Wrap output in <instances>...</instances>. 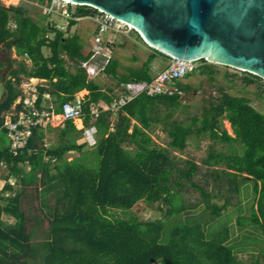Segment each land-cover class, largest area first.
Here are the masks:
<instances>
[{
  "label": "trees",
  "instance_id": "trees-1",
  "mask_svg": "<svg viewBox=\"0 0 264 264\" xmlns=\"http://www.w3.org/2000/svg\"><path fill=\"white\" fill-rule=\"evenodd\" d=\"M96 9L76 4L72 13L85 16ZM75 23L76 19L70 18L68 28ZM0 47H14L17 55L33 64L28 68L22 58L13 68L15 59L7 56L6 77L0 71L6 87L0 100V167L4 165L6 173L0 176L5 180L0 190V264H38L36 254L42 255L41 264H264L263 253L252 263L238 259L227 226L208 231L198 217H187L194 209L177 200L185 183L199 191L201 211L210 217L220 214L228 201L210 203V194L192 181L198 164L170 150H182L192 134L207 136L213 143L239 144L242 151H224L212 145L202 162L210 167L209 175L218 184L232 185L230 191H238L240 182L252 181L256 203H251L249 216L238 215L237 225L247 221L259 225L264 233V111L254 107L250 98L222 91L203 108L200 119L194 115L183 122L175 118L182 106L178 94H139L114 115L106 109L114 99L115 87L103 88L81 63L103 67V73L120 86L130 80L150 81L152 61L156 56L166 60V54L152 50L140 66L125 67L121 72L113 55L108 59L85 44L80 35L59 29L52 21L34 19L19 4L0 3ZM198 61V73L211 77L213 65ZM23 77L47 81L38 86V104L46 101L43 96L48 93L58 115L65 101L87 89L82 102L84 124L96 128L95 147L85 149L88 143L77 141L84 130L77 129L72 120H64L57 145L47 146L44 128L35 127L23 153H10L3 113L20 96ZM259 79L247 72L244 83ZM177 84L182 91L190 89L186 83ZM93 105L101 110L97 118L91 113ZM223 120L229 122L233 135L223 127ZM156 125L169 137L168 147L157 145L151 137L150 130ZM70 150L80 155L67 159ZM10 178L17 186L10 184ZM4 191L9 193L4 195ZM25 200L31 203L29 214L22 209ZM140 200L159 203L161 211L166 205L164 218L142 220L111 212H127ZM175 214L180 222L172 218ZM37 231L46 235L41 251L31 241Z\"/></svg>",
  "mask_w": 264,
  "mask_h": 264
},
{
  "label": "rangeland",
  "instance_id": "rangeland-1",
  "mask_svg": "<svg viewBox=\"0 0 264 264\" xmlns=\"http://www.w3.org/2000/svg\"><path fill=\"white\" fill-rule=\"evenodd\" d=\"M50 1L51 4H53L54 11H51L49 13L46 7L51 6L50 2L48 4L45 2L43 3L40 0H0V3L3 5H22L27 14L31 15L34 19L39 20L42 23L52 21L54 23L65 25L67 22H69L70 18L68 19L67 16L62 15L59 12H62V10L66 8L72 13L76 7V4L70 3L66 6L65 1ZM44 15L47 17H44ZM10 26H14V23L12 21L10 22ZM63 30H68L69 33H76L80 35L82 41L92 47L102 46L107 42V40H112L114 46L111 53L114 58L119 61V71L121 72L124 71L125 67L140 66L141 63L146 59V56L151 49V47H149L147 44V48L145 47V45H143V40L141 39V37H138L137 31L129 28L123 29L122 31H116L110 28L103 33V41L96 42L95 34L97 30V23L89 15L78 18L75 24H73L69 28H63ZM135 40H139L140 42H142V44L135 42ZM44 51L48 54L49 49L47 46L44 47ZM7 56H9V58L15 59V61L12 62L13 68L18 67L17 61L22 58L24 59V62L28 68L33 65L32 61L24 58V55H17L14 47H12L10 50L5 47H0V62L3 63L0 64V71H2V75L4 74V77H6L8 73V65L5 64V59L7 58ZM134 58L136 60H134ZM210 64L213 65L212 67L214 71L211 76L212 78L206 75L199 74L196 67L200 66L201 62L195 61V69L187 73L184 78L179 79V83L188 84L190 89L186 92L183 91V94L181 95L182 106L175 113V118L183 122H188L190 117L195 115L200 119L203 108L207 107L209 101L215 99L222 91H225L231 95L246 96L250 98L254 107H256L260 111H264L263 79L260 78L255 83L246 85L244 83V77L246 76L247 72L215 63ZM70 69L73 68L70 66ZM188 74L189 76H187ZM93 79L105 88L113 86L115 88L117 87L115 85L116 82L114 78L108 74L100 73ZM76 95L82 96L83 94L77 93ZM60 121L63 122V120L61 119L53 121L52 123H55L56 125ZM73 123L77 127V129L82 127V122L80 119H75ZM222 123L227 132L233 135L229 122L227 120H223ZM49 126H51V124ZM84 133L85 132L83 131V133L78 134L77 141L81 143L87 142L88 145L85 147V149H91L95 147L96 138L98 137L96 133L91 138H87ZM150 135L157 145L168 147L167 143L169 141V137L162 130V127L160 125L154 126L153 129L150 130ZM46 139L47 140H45V142L47 143V146L57 145L59 143L58 132L49 131L48 137ZM212 145L224 151H232L234 148H236L238 151L240 150V145L237 143H213V141L210 140L207 136L196 134H192L189 136L187 145L182 150L172 148H170V150L172 154H175L182 159L193 160L198 164L199 170L192 178V181L210 194V203L222 205L227 200V205L220 214H215L210 217L206 212L201 211L203 198L200 195L199 191L193 188L188 183H185L180 189V194L177 200L183 205H190L194 210L192 213H189L187 217H198L202 221V223H205V227L208 231L221 229L222 227L227 226L229 228V239L234 240V242L236 243L233 250L236 251L238 259L245 261L246 263H252V261L255 258L259 257L261 253L264 254V233L259 225L248 224L247 221H245V223H247L245 225H237V217L238 215H250L249 208L254 200L252 192L253 183L252 181H244V183L240 182L238 191H230L229 187L232 188V185H229L227 182L218 184L219 181H215L213 177L209 175L210 167L204 165L202 162L207 154V151ZM78 155L80 154H78L77 151L70 150L66 154V157L67 159H72ZM88 162H90V159ZM4 170L5 166L1 165L0 176L6 174ZM9 182L10 184H15V186H17L15 179L10 178ZM4 183L5 180L0 177V190L3 187ZM8 193V191H4V195H7ZM255 203L256 202L254 200V205ZM158 205L160 204H147L146 202L140 200L135 203V205L127 212L122 213L120 210H112L111 212L115 216L122 215L129 217L132 215L142 220L159 217L164 218L162 211L165 210L167 206L163 205L161 211ZM30 207V202L26 200L22 201V209L28 212V209ZM29 213L30 211L28 212V214ZM2 216L7 218L8 221L13 220L11 216H8L6 214H3ZM172 218H177L178 222L181 221L179 215L175 214ZM45 237L46 235L43 232L37 231L32 233L31 241L34 244V248H37V250L41 251L42 241ZM35 260L36 263L41 264L43 260L42 255L36 254Z\"/></svg>",
  "mask_w": 264,
  "mask_h": 264
},
{
  "label": "water",
  "instance_id": "water-1",
  "mask_svg": "<svg viewBox=\"0 0 264 264\" xmlns=\"http://www.w3.org/2000/svg\"><path fill=\"white\" fill-rule=\"evenodd\" d=\"M71 1L130 22L153 50L233 67L264 80V0ZM5 92L0 78V100Z\"/></svg>",
  "mask_w": 264,
  "mask_h": 264
},
{
  "label": "built area",
  "instance_id": "built-area-1",
  "mask_svg": "<svg viewBox=\"0 0 264 264\" xmlns=\"http://www.w3.org/2000/svg\"><path fill=\"white\" fill-rule=\"evenodd\" d=\"M62 1V0H61ZM72 3L71 1H66V6ZM51 4V1H50ZM74 4V3H72ZM48 13L54 11L53 4L46 7ZM58 12V11H55ZM60 14L67 16V18L78 19L83 16L73 15L69 10L64 8ZM97 23V30L95 34V41H103V33L108 29H113L116 31H122L123 29H134L132 26L127 24L123 19L115 17L113 14L97 8V12L89 15ZM69 22L64 24L55 23V26L59 29L67 28ZM113 45L112 40H107V42L102 46L92 47L96 52H102L108 56H112L109 50ZM167 59L165 66L153 71L152 79L150 81H136L130 80L126 83H121L120 86L115 88V95L113 101L110 103L106 110L112 113L118 112L121 107L127 104L131 99L139 94H146L148 96L154 95H179L183 94V91L179 88L177 82L179 79L184 78V76L190 71L195 69L194 62L191 60H182L176 58L173 55H166ZM83 68L87 69L89 77L92 79L103 73V67L99 65L88 63L83 61L81 63ZM243 71V70H242ZM20 86L21 94L17 98L14 107L10 108L7 112L3 114L2 127L5 131V136L8 139V149L13 155L22 154L23 150L27 146L28 139L31 136V131L35 127H47L51 119L56 115L53 111L54 104L47 103L43 101L41 105L38 104V90L35 85H28L26 88ZM49 98V94L45 93L43 100ZM83 99L76 98L73 100L65 101L61 105L60 116L64 120L80 119L82 122V127L78 129H83L84 134L87 138L93 137L96 133V128L94 126L87 127L84 124V111L82 108ZM17 105L19 108L17 109ZM101 110L96 106L91 107V113L93 118H97Z\"/></svg>",
  "mask_w": 264,
  "mask_h": 264
},
{
  "label": "crops",
  "instance_id": "crops-1",
  "mask_svg": "<svg viewBox=\"0 0 264 264\" xmlns=\"http://www.w3.org/2000/svg\"><path fill=\"white\" fill-rule=\"evenodd\" d=\"M135 42H137V43H141L142 44V42H140L139 40H135ZM143 45H145V47L147 48L148 46H146V43L143 41ZM89 46V45H88ZM113 46H114V43H113V45L111 46V47H109L110 49V51L112 52L113 51ZM91 48H92V46H90ZM150 49V48H149ZM153 49L151 48L150 49V51H152ZM7 59V58H6ZM5 59V60H6ZM165 60H163V59H161L160 58V56H156V58L152 61V63H151V67H152V71H154L155 72V70L157 71V69H160V68H162V67H164L165 66ZM96 77V76H95ZM94 77V78H95ZM1 78V77H0ZM24 78V79H23ZM22 79H21V83H20V85H19V89H20V86H24L23 88H26L28 85H35L36 86V88L38 89V86L39 85H41V84H43V83H46L47 81L45 80V79H40V78H34V77H23ZM100 84V83H99ZM101 85V84H100ZM102 86V85H101ZM111 86V85H110ZM103 87V86H102ZM114 87V86H113ZM103 88H105V87H103ZM107 88V87H106ZM21 90V89H20ZM82 91V90H81ZM81 91H78L77 93H80V94H83L81 97L80 96H77L76 94H75V97L76 98H81V99H83L84 98V96L86 95V94H88V90L87 89H84V91H82V92H84V93H82ZM16 101H17V99L15 100V102L13 103V105L10 107V108H12V107H14V104L16 103ZM46 102L47 103H52V104H54L53 103V97L52 96H50L49 95V98L48 99H46ZM17 107V106H16ZM8 111V110H7ZM7 111H5V112H7ZM4 112V113H5ZM58 116H60V115H58V114H56V115H54V117H53V119H51V126H49L48 125V127L47 128H44L45 129V140H47L46 138L48 137V132L49 131H57L58 132V129H59V127L60 126H62V121H60L59 123H57L56 125H55V123H52L53 121H56V120H61V118H59V119H56V117H58ZM61 117V116H60ZM56 127V128H55ZM77 128V127H76ZM47 144V143H46ZM154 264H158V263H154Z\"/></svg>",
  "mask_w": 264,
  "mask_h": 264
},
{
  "label": "bare ground",
  "instance_id": "bare-ground-1",
  "mask_svg": "<svg viewBox=\"0 0 264 264\" xmlns=\"http://www.w3.org/2000/svg\"><path fill=\"white\" fill-rule=\"evenodd\" d=\"M62 1H71V0H62ZM72 3H75V2H73V1H71ZM125 21V20H124ZM127 24H129L130 26H133V24H131L130 22H127V21H125ZM56 118H61L60 116H58V117H56Z\"/></svg>",
  "mask_w": 264,
  "mask_h": 264
}]
</instances>
